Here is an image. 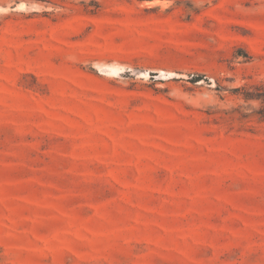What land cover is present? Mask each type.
Listing matches in <instances>:
<instances>
[{
	"label": "rangeland",
	"instance_id": "obj_1",
	"mask_svg": "<svg viewBox=\"0 0 264 264\" xmlns=\"http://www.w3.org/2000/svg\"><path fill=\"white\" fill-rule=\"evenodd\" d=\"M0 264H264V0H0Z\"/></svg>",
	"mask_w": 264,
	"mask_h": 264
},
{
	"label": "trees",
	"instance_id": "obj_2",
	"mask_svg": "<svg viewBox=\"0 0 264 264\" xmlns=\"http://www.w3.org/2000/svg\"><path fill=\"white\" fill-rule=\"evenodd\" d=\"M245 98L246 99H250V98H261V96L260 95H247V96H245Z\"/></svg>",
	"mask_w": 264,
	"mask_h": 264
}]
</instances>
